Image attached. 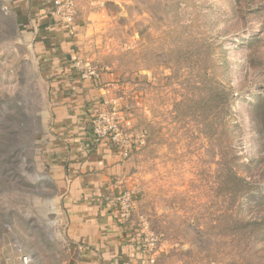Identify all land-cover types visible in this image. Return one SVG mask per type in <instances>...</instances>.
<instances>
[{
	"label": "rangeland",
	"instance_id": "1",
	"mask_svg": "<svg viewBox=\"0 0 264 264\" xmlns=\"http://www.w3.org/2000/svg\"><path fill=\"white\" fill-rule=\"evenodd\" d=\"M0 10V264H62L47 84ZM105 10L91 64L133 97L134 216L153 264H264V0Z\"/></svg>",
	"mask_w": 264,
	"mask_h": 264
},
{
	"label": "crops",
	"instance_id": "2",
	"mask_svg": "<svg viewBox=\"0 0 264 264\" xmlns=\"http://www.w3.org/2000/svg\"><path fill=\"white\" fill-rule=\"evenodd\" d=\"M73 2L76 15L69 30L53 0H0L47 84L50 113L43 151L64 224L62 264H146L135 206L129 219L121 221L114 203L123 190L136 198L133 148L124 156L107 140L95 143L90 136L91 118L110 107L121 109L123 127L132 129L127 111L132 94L111 70L101 68L97 77L84 78L76 67V62L93 59L92 28L105 21L107 0Z\"/></svg>",
	"mask_w": 264,
	"mask_h": 264
},
{
	"label": "built area",
	"instance_id": "3",
	"mask_svg": "<svg viewBox=\"0 0 264 264\" xmlns=\"http://www.w3.org/2000/svg\"><path fill=\"white\" fill-rule=\"evenodd\" d=\"M53 4L61 24L67 29L72 30L76 15L73 0H53ZM1 8L5 14L8 13L7 6H2ZM76 67L80 70L84 78L98 76L99 71L90 62H76ZM123 119V111L116 107L98 111L91 118L90 136L92 141L99 143L107 140L109 144L120 148L124 156H128L140 136L132 129L126 130L123 127ZM134 201V192L131 190H123L115 196L114 203L118 209V217L121 221H126L131 216ZM140 230L143 234V241L147 252L146 264H153V243L155 239L152 236L148 238L147 234L142 229ZM29 261V256H23L21 258L22 264H29Z\"/></svg>",
	"mask_w": 264,
	"mask_h": 264
}]
</instances>
